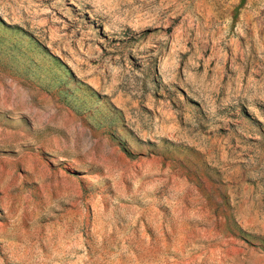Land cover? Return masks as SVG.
Returning a JSON list of instances; mask_svg holds the SVG:
<instances>
[{
    "label": "rangeland",
    "instance_id": "1",
    "mask_svg": "<svg viewBox=\"0 0 264 264\" xmlns=\"http://www.w3.org/2000/svg\"><path fill=\"white\" fill-rule=\"evenodd\" d=\"M0 264H264V0H0Z\"/></svg>",
    "mask_w": 264,
    "mask_h": 264
}]
</instances>
